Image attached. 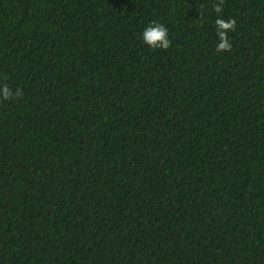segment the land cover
<instances>
[{
    "label": "trees",
    "instance_id": "1",
    "mask_svg": "<svg viewBox=\"0 0 264 264\" xmlns=\"http://www.w3.org/2000/svg\"><path fill=\"white\" fill-rule=\"evenodd\" d=\"M218 2L0 0V264H264V0Z\"/></svg>",
    "mask_w": 264,
    "mask_h": 264
},
{
    "label": "clouds",
    "instance_id": "2",
    "mask_svg": "<svg viewBox=\"0 0 264 264\" xmlns=\"http://www.w3.org/2000/svg\"><path fill=\"white\" fill-rule=\"evenodd\" d=\"M225 0H219L218 3L214 5V11L217 14L222 13L223 5ZM216 26V34L219 37V42L216 47L217 52H225L232 50V43L229 40L228 33L234 32L236 30V20L235 18H230L225 20L223 18H219L215 21ZM143 42L152 48L167 50L171 47V40L169 39L168 28L157 21H153L150 25L146 27V29L142 33ZM22 90L16 89L15 93L10 89L7 84H4L2 88H0V96H2L3 100H9L13 97L19 99L22 97Z\"/></svg>",
    "mask_w": 264,
    "mask_h": 264
}]
</instances>
